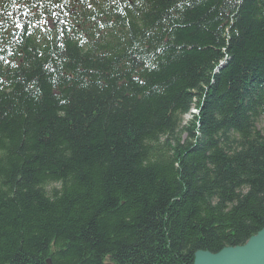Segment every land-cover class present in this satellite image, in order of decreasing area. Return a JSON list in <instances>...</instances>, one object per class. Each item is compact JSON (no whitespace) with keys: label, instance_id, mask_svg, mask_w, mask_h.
I'll list each match as a JSON object with an SVG mask.
<instances>
[{"label":"trees","instance_id":"obj_1","mask_svg":"<svg viewBox=\"0 0 264 264\" xmlns=\"http://www.w3.org/2000/svg\"><path fill=\"white\" fill-rule=\"evenodd\" d=\"M263 116L264 0H0V264L245 244Z\"/></svg>","mask_w":264,"mask_h":264},{"label":"water","instance_id":"obj_2","mask_svg":"<svg viewBox=\"0 0 264 264\" xmlns=\"http://www.w3.org/2000/svg\"><path fill=\"white\" fill-rule=\"evenodd\" d=\"M194 264H264V228L238 246H227L217 253L198 250Z\"/></svg>","mask_w":264,"mask_h":264},{"label":"rangeland","instance_id":"obj_3","mask_svg":"<svg viewBox=\"0 0 264 264\" xmlns=\"http://www.w3.org/2000/svg\"><path fill=\"white\" fill-rule=\"evenodd\" d=\"M194 112L195 111H192L191 114L188 113V114L184 115V123H186L187 121H189L193 117L192 114H194ZM258 127L261 130L264 129V116L260 118V120L258 122ZM56 186H57V184H50V185H48V189H51V188L56 187Z\"/></svg>","mask_w":264,"mask_h":264},{"label":"bare ground","instance_id":"obj_4","mask_svg":"<svg viewBox=\"0 0 264 264\" xmlns=\"http://www.w3.org/2000/svg\"><path fill=\"white\" fill-rule=\"evenodd\" d=\"M193 109L195 110L196 108H195V107H193V108L191 109V112H192V111H194Z\"/></svg>","mask_w":264,"mask_h":264}]
</instances>
